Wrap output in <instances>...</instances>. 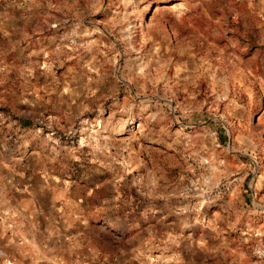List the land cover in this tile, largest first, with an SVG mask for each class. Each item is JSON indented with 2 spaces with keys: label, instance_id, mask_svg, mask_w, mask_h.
<instances>
[{
  "label": "rangeland",
  "instance_id": "rangeland-1",
  "mask_svg": "<svg viewBox=\"0 0 264 264\" xmlns=\"http://www.w3.org/2000/svg\"><path fill=\"white\" fill-rule=\"evenodd\" d=\"M0 264H264V0H0Z\"/></svg>",
  "mask_w": 264,
  "mask_h": 264
}]
</instances>
